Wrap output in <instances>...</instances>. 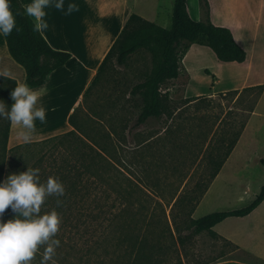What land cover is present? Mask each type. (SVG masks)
Instances as JSON below:
<instances>
[{
  "label": "rangeland",
  "instance_id": "rangeland-1",
  "mask_svg": "<svg viewBox=\"0 0 264 264\" xmlns=\"http://www.w3.org/2000/svg\"><path fill=\"white\" fill-rule=\"evenodd\" d=\"M231 1L187 0V6L193 19L204 21L206 16L209 18L210 3L213 11L217 13L220 5L225 7L224 5ZM172 6L173 0H140L134 8V14L162 28H170ZM195 49L199 48L192 46L185 63L190 66L194 63V66L190 67L191 76L202 88L195 84L188 93L194 94L197 91L211 93L214 88L221 90L226 87V80L214 86L212 75H226L229 72L228 68H218L220 62L208 49L204 50L206 51L204 55H192ZM151 60V53L146 49H140L129 56L123 66H117L114 59L107 63L85 98L84 108H79L75 115L76 132L8 149L5 135L9 120L6 115L0 116V183H4L9 175H19L29 169H39L35 176L39 174L46 177V181L49 176L62 175L58 181L64 189L75 182V187L92 191L93 198H85L79 205L88 208L89 211L95 208L91 214L95 216L98 213L99 218L92 222L93 227L104 217L113 218V215L121 210L118 224L110 227L111 235L103 240L102 237H87L92 231L88 222L77 226L78 215L69 209L65 215L68 217L67 225L71 228L75 225L77 227L75 232L79 230L81 234L86 230L87 233L84 232L82 237H79V234L73 236L71 233L60 237L63 233L60 220L57 233L45 244L38 246L39 250L31 264H40L44 247L52 240H58L60 243L49 264H118L115 258L119 252L113 246L114 238L133 237V233L136 237H146L156 245L153 264H207L217 254L234 247L224 239L222 241L211 239L205 232L197 235L192 233L187 210L192 205L189 198L201 190L209 180L205 171L206 157L209 155L203 153L209 131L213 129L215 122L223 117V123L212 137L214 145L211 150L221 151L219 156H224L241 130L248 111L254 108L258 89L244 91L237 96L226 94L215 96L208 101L199 100L181 109L172 117V122L166 118L162 120L149 118L151 119L149 122H146L138 132H134L133 139L126 149L119 144L124 136L123 130L134 125L142 107L139 96H132L130 91L148 75ZM258 63L252 67L258 69L259 74L254 80L251 79V82L261 80L262 83L258 86H264V57ZM234 75L238 76L236 80L241 83L243 74L236 72ZM182 84L183 78H180L166 81L161 85L160 92L167 97L166 108L183 105L182 102L173 101ZM3 85L10 86L8 82L0 79V90ZM263 92L264 89L261 95H264ZM9 100V95L0 94V103L5 105V113L10 111ZM258 113L264 115V97ZM258 120L262 121L254 118L252 124ZM135 133L138 134V138H135ZM263 134L264 132H261V138ZM81 140L104 147L105 156L111 161L108 167L102 162L96 165L95 176L92 174L90 178L85 175V178L89 179L86 183L84 180L83 183H78L75 177L77 172L74 169L78 166L76 162L81 155ZM216 143L218 145H215ZM246 155L249 161L248 172L234 171L230 176L223 174L196 207L193 219L214 212L240 210L249 205L264 184V167L259 162V159L264 160V150L259 146H249ZM145 158L148 159L147 162L144 161ZM196 163L194 171L190 174ZM56 167L59 168L57 171ZM46 181L43 184H46ZM72 187L74 188L73 185ZM103 190L108 196L105 195V199L100 198L99 201L95 198L94 202L95 194ZM116 191L121 192L120 199L116 198ZM179 196L182 201L171 209L172 201ZM53 200L51 196L50 200L41 205V208L45 209L44 214L54 210ZM68 202L72 207L78 205L76 198ZM0 219L8 221L3 217ZM230 228L231 226H224L220 230L227 231ZM66 235L69 237H65ZM95 240L101 241L98 252L94 255L84 254L83 249L86 247L95 248ZM239 240L241 241V237ZM103 248L107 249V256L102 254ZM81 253L85 255L82 261L79 260ZM100 257L104 258L102 263L97 260Z\"/></svg>",
  "mask_w": 264,
  "mask_h": 264
},
{
  "label": "crops",
  "instance_id": "crops-1",
  "mask_svg": "<svg viewBox=\"0 0 264 264\" xmlns=\"http://www.w3.org/2000/svg\"><path fill=\"white\" fill-rule=\"evenodd\" d=\"M139 1L64 0L63 11L55 7L45 9L46 16L44 20L47 22L48 28L41 31V35L53 50L68 53L70 58L63 66L52 71L43 85L31 88L42 93L35 107L42 106L45 108V122L41 123L36 120L34 122L35 131L31 133L30 139L25 142L20 135L21 132L26 131L23 126L9 121L6 136L8 149L76 132L75 115L78 113L79 108H84V100L99 75H97V72L103 58L121 32L128 17L134 14V8ZM19 2L23 6L30 3L31 0H19ZM69 3L76 4L78 10L66 14ZM209 6L210 22L214 26L227 28L231 32L234 42L246 54L245 61L242 63L219 61L218 68H228L229 72L226 75L219 74L220 76L211 74L213 83H215L214 86L220 85L223 80H226L227 86L221 90L214 88L211 93L197 91L194 94H189L188 91L193 85H199L191 76L192 69L190 67L194 66V63H191V66L187 65L185 58L192 50V46L199 48L193 51L192 55L194 56L204 55L206 54L204 50L208 49L191 44L181 60V70L179 76L175 79L183 78V84L173 101L182 102L183 105L166 108L165 114L157 120L166 118L169 122H172V117L181 109L199 100L208 101L215 96H224L231 91H237V96L243 89L253 88L262 83L261 80L251 82V79L254 80L256 75L259 74L258 69H254L252 66H257L259 60L261 61V58L264 57V0H232L230 3H226L225 7L220 5L217 13L213 11L211 3ZM187 12L192 20L198 21L192 18L188 6ZM137 16L143 19L142 16ZM228 16L229 18H227ZM235 68L236 70H234ZM236 72L237 74L239 72L243 74L241 83L236 80L238 77L234 75ZM0 79L14 81L15 87L18 84L25 83V72L9 56L2 35H0ZM199 87L202 88L201 85ZM167 92L165 91V93ZM263 97L264 95L259 96L252 111H248L237 140L226 158L219 156L221 151L215 150L214 152L211 150L214 145L212 137L223 123V117L217 120L213 129L209 131L210 134L203 149V153L209 155L206 157L207 169L205 170L209 180L196 207L201 204L223 174L230 176L234 171L248 172L249 161L246 152L249 146H259L264 150V136L261 138V132H264V115L258 113ZM191 99L196 100L188 102ZM254 118L262 119V121L258 120V122L252 124ZM149 120L151 119H147L140 125L125 128L123 130L124 136L119 142L120 146L127 149L128 144L133 139L134 132H138ZM135 136V138H138L137 133H135ZM212 152L214 155H210ZM144 161L147 162L148 159L145 158ZM196 165L197 163L193 166L190 174H192ZM146 192L149 193V191ZM236 224L241 226L237 227ZM224 226H231V228L227 231L224 229L221 231L220 228ZM212 230L217 237H220L219 241L224 239L233 244L234 248L217 254L207 264H264V200L247 216L226 218L215 225ZM239 237H241V241Z\"/></svg>",
  "mask_w": 264,
  "mask_h": 264
},
{
  "label": "trees",
  "instance_id": "trees-1",
  "mask_svg": "<svg viewBox=\"0 0 264 264\" xmlns=\"http://www.w3.org/2000/svg\"><path fill=\"white\" fill-rule=\"evenodd\" d=\"M10 7L15 15L16 28H14L11 34L7 37L2 35L8 54L11 59L24 70L25 84H27L30 88L41 86L45 83L48 75L52 71L63 66L69 60L70 55L65 52L53 50L40 32L33 31L34 19L27 17L24 14L23 6L20 4L19 0H10ZM17 28L19 31L16 30ZM191 44L208 48L220 62L242 63L246 58L245 52L234 42L231 32L227 28L214 26L210 22L208 16H206L204 21L192 20L187 12V0L173 1L170 28H162L154 23L140 18L135 14H131L128 17L121 32L103 58L102 63L98 68L97 75L112 59H114L117 66H123L126 63L127 58L140 49H146L151 53V69L148 75L142 82L136 84L130 91L132 96L138 95L142 102V107L136 118L134 126L142 124L149 118L158 119L165 113L167 97L161 94L160 87L166 81L175 80L179 76L181 70V60ZM1 80L10 84V86L3 85V88L0 90V94L10 96L8 107L11 109L13 100L10 94L15 88V82L9 79ZM254 89H258L257 96L259 98L264 86L243 89L241 93ZM237 93V91H234L226 94L236 95ZM193 100L196 99L188 100V102ZM238 135L239 133L235 136L227 152H225L223 156L224 158L228 156L237 140ZM81 142V155L76 162V165L78 166L74 165L76 166L74 169H76L77 172L75 173V177L78 183H83V180L86 183L89 179L85 178V175L90 178L93 175L95 176L94 171L96 165L102 162V164H107L106 167H108L109 162L111 161L106 158L104 147L99 146L97 143L85 142L84 140H81ZM260 164L264 167L263 159L260 160ZM58 169L59 168L56 167L55 171ZM60 176L49 177H54L59 180ZM35 178L37 179L38 184H43L44 181H46V177H41L39 174L36 175ZM66 178L67 177H65V179ZM68 180L69 178L67 181ZM72 185H69L66 189H64V194L62 196L57 194H46L43 202L45 204L46 201L50 200L51 196L54 198V210L57 212L58 216H60V220H62L60 228L63 233L60 237H63L66 233H71L73 236L75 234H79V237H82L84 232L85 234L87 233L85 230L80 234L79 230L75 232V225L72 228L67 225L68 217L65 215L69 209H72L79 218V224L77 226L88 222L89 229H92L87 237H102V239L105 240V237H109V235H111L110 229L118 224V216L119 213L121 214V210H118L113 215V218L111 217L110 219H105L104 217L100 223L97 225L95 223V227H93L92 222H94L95 218H99L98 213L95 216L91 214V211L95 208L89 211L88 208H84L79 205L84 202L85 198L92 197V191L89 192L87 190H82L81 187H75V182ZM205 186L189 198L190 204L192 203V205L188 207L187 210L188 223L192 233L197 235L205 232L211 239L214 240L220 239V237H217L216 233L212 230L215 225L219 224L226 218H240L247 216L264 200L263 184L260 187L258 194L255 195L249 205L240 210L214 212L198 219H192L191 215L203 195ZM115 194L116 198H121V192L116 191ZM105 195L108 196V194H106L103 190L102 192L96 193L94 199L98 198V201L100 198L105 199ZM74 198L77 199L76 203L78 205L76 204L77 206L72 207L71 205H68V201ZM181 201L180 196L176 200L172 201L171 209L172 207L178 205ZM94 202H96V199ZM86 210L89 212L84 214L83 212ZM44 212L45 209L40 208V212L33 215H44ZM16 215L17 214L12 211L11 205H9V207L5 209L2 217L4 219L11 220ZM164 217L166 218L165 212ZM65 237L69 236L66 235ZM100 243V240H95V248L91 249L90 247H86L85 250L83 249L85 252L84 254H96ZM113 243V246L119 252L115 258V260L119 262L118 264L154 263L153 253L157 251V247L146 237H136V234L133 233V237H115ZM233 248L234 247H232V249ZM83 251L81 248V252ZM84 254H80L79 260H83L85 257ZM102 254L107 256L108 251L106 248H103ZM97 260L99 263H102L104 258L100 257ZM110 262H112V258H110Z\"/></svg>",
  "mask_w": 264,
  "mask_h": 264
},
{
  "label": "clouds",
  "instance_id": "clouds-1",
  "mask_svg": "<svg viewBox=\"0 0 264 264\" xmlns=\"http://www.w3.org/2000/svg\"><path fill=\"white\" fill-rule=\"evenodd\" d=\"M55 7L64 10V0H31L23 5L24 14L34 19L33 31L41 32L48 28L44 20L45 9ZM78 10L77 5L69 3L66 14ZM19 14V13H17ZM16 28L15 15L10 0H0V35L7 37ZM19 31V29H16ZM42 93L32 90L27 84H18L11 92L14 103L5 113V105L0 103V116H5L13 124L22 125L26 131L20 133L27 142L35 131V121L45 122L44 107H35ZM39 169H29L19 175H9L0 183V217L11 205L17 215L7 222L0 219V264H31L40 245L49 241L58 231L60 218L56 211L35 216L40 212L45 195L64 194L63 185L54 177L46 184H38L35 173ZM58 240H52L44 247L40 264H49L52 260Z\"/></svg>",
  "mask_w": 264,
  "mask_h": 264
}]
</instances>
